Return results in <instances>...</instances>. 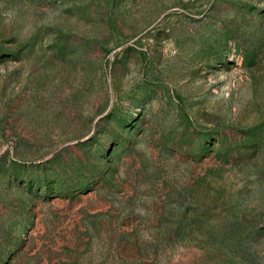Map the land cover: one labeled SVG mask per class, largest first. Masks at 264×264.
<instances>
[{
	"label": "rangeland",
	"instance_id": "374dc122",
	"mask_svg": "<svg viewBox=\"0 0 264 264\" xmlns=\"http://www.w3.org/2000/svg\"><path fill=\"white\" fill-rule=\"evenodd\" d=\"M0 264H264V0H0Z\"/></svg>",
	"mask_w": 264,
	"mask_h": 264
}]
</instances>
